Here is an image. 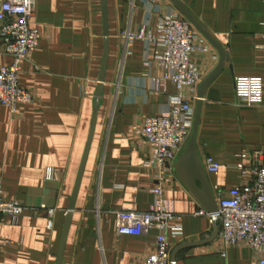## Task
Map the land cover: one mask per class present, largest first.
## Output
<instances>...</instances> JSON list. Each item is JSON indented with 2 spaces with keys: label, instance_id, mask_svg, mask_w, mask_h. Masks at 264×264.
Segmentation results:
<instances>
[{
  "label": "crops",
  "instance_id": "obj_1",
  "mask_svg": "<svg viewBox=\"0 0 264 264\" xmlns=\"http://www.w3.org/2000/svg\"><path fill=\"white\" fill-rule=\"evenodd\" d=\"M179 1L226 54L224 69L205 92L197 137L219 203L230 190L251 183L238 166L252 167L253 151L264 147V102L243 105L235 89L237 78H260L264 84V0ZM107 12L110 53L102 82V0L36 1L32 26L41 42L22 62L19 76L35 102L15 112L0 105L2 196L26 209L17 226L3 218L0 264H146L155 251L156 231L119 236L116 213L153 207L159 170L149 165L153 150L134 128L167 113L178 91L163 82L157 47L130 36L157 34L166 16H185L170 0H107ZM194 48L193 62L205 80L218 68L220 52L198 30ZM11 64L0 57V67ZM199 86L185 90L195 110ZM207 158L223 166L218 174L207 172ZM48 169L52 180L46 178ZM161 185L181 217V237L169 233L172 255L194 244L173 264H259L245 244L225 248L220 231L204 243L213 236L214 223L197 216L205 209L175 166Z\"/></svg>",
  "mask_w": 264,
  "mask_h": 264
},
{
  "label": "built area",
  "instance_id": "obj_2",
  "mask_svg": "<svg viewBox=\"0 0 264 264\" xmlns=\"http://www.w3.org/2000/svg\"><path fill=\"white\" fill-rule=\"evenodd\" d=\"M36 1L0 2V57L12 60L11 65L0 67V105L12 112L19 106L35 102L34 96L20 86L19 76L22 62L36 52L41 42L39 30L32 26ZM130 39L147 41L157 47L156 61L166 71L163 82H171L178 95L170 98L167 113L148 118L141 127L134 128V132L153 150L149 165L159 170L158 185L152 190L155 203L150 211L116 213L117 234L148 237L156 231L155 251L146 264H173L169 233L181 237V217L165 198L161 183L165 173L172 171L183 153L194 126L195 108L185 96V90H195L203 81L193 62L196 30L186 18L173 14L164 18L157 34L147 35L141 31ZM235 89L243 105L254 107L264 102V84L260 78H237ZM252 159V167L238 166L244 175H251V183L222 196L216 214L200 210L197 216L207 217L213 223L218 218L220 238L225 248L245 244L259 257V264H264V147L254 150ZM205 166L209 174H218L223 168L213 158H207ZM46 178H55L52 169L47 170ZM25 210L18 202L5 201L0 186V230L4 217L10 218L11 224L17 226ZM51 227L52 223L49 224Z\"/></svg>",
  "mask_w": 264,
  "mask_h": 264
},
{
  "label": "water",
  "instance_id": "obj_3",
  "mask_svg": "<svg viewBox=\"0 0 264 264\" xmlns=\"http://www.w3.org/2000/svg\"><path fill=\"white\" fill-rule=\"evenodd\" d=\"M178 9L179 11L185 16V18L193 25V27L198 30L202 35H204L211 44L220 52L221 55V62L218 68L205 80L202 81L201 85L199 86L198 90V101L195 110V121L194 126L191 134V138L186 145L183 153L178 158L175 163V170L177 173L178 178L180 181L187 187V189L192 193V195L198 200V202L203 206V208L210 214H216L218 212V203L213 194L210 182L208 180L205 168L203 166L202 160L198 153L197 148V137H198V129L199 123L202 113V106H203V99L205 96V92L210 84L218 77L220 72L225 67L226 62V54L222 50V48L212 39V37L208 34V32L197 22V20L193 17L190 11L186 8L182 2L179 0H170ZM103 3V14H104V27H105V52H104V60L102 66V74H101V81H104L105 72L108 64V58L110 53V41H109V24H108V12H107V0H102ZM85 162L82 165L81 175L83 173ZM79 179V182H80ZM79 182L74 194L73 204L71 209L74 208V201L77 195ZM70 222L67 224L64 240L62 243V248L60 252V262L62 263L63 257V250L66 241V235L68 232ZM220 227L218 225V218L214 219V233L213 236L204 243L212 242L219 234ZM194 244H185L178 247L172 255V262L176 260V257L180 251L183 249L189 248Z\"/></svg>",
  "mask_w": 264,
  "mask_h": 264
}]
</instances>
